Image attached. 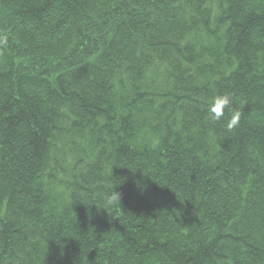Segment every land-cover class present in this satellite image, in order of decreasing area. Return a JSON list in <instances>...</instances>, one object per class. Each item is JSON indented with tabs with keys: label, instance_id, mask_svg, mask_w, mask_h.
<instances>
[{
	"label": "trees",
	"instance_id": "trees-1",
	"mask_svg": "<svg viewBox=\"0 0 264 264\" xmlns=\"http://www.w3.org/2000/svg\"><path fill=\"white\" fill-rule=\"evenodd\" d=\"M0 39V264H264V0H0Z\"/></svg>",
	"mask_w": 264,
	"mask_h": 264
},
{
	"label": "clouds",
	"instance_id": "clouds-1",
	"mask_svg": "<svg viewBox=\"0 0 264 264\" xmlns=\"http://www.w3.org/2000/svg\"><path fill=\"white\" fill-rule=\"evenodd\" d=\"M5 39H0V44L5 43ZM232 103V98L230 94H218L212 97L210 103L208 104V112L213 121H219L224 115L225 111L230 109ZM240 112L231 111L230 118L228 119L226 127L231 130L239 124ZM118 195L114 194L111 197V201H117Z\"/></svg>",
	"mask_w": 264,
	"mask_h": 264
}]
</instances>
